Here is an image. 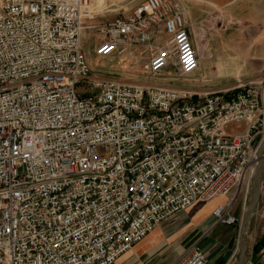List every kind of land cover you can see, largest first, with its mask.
I'll return each mask as SVG.
<instances>
[{"label":"built area","instance_id":"built-area-1","mask_svg":"<svg viewBox=\"0 0 264 264\" xmlns=\"http://www.w3.org/2000/svg\"><path fill=\"white\" fill-rule=\"evenodd\" d=\"M91 2L0 0V264H114L217 197L215 225H236L231 193L245 203L264 166L261 84H194L180 1L142 0L98 29L96 56L144 58L154 84L91 75ZM261 196L264 220V177ZM171 264L212 262L195 244Z\"/></svg>","mask_w":264,"mask_h":264},{"label":"crops","instance_id":"crops-1","mask_svg":"<svg viewBox=\"0 0 264 264\" xmlns=\"http://www.w3.org/2000/svg\"><path fill=\"white\" fill-rule=\"evenodd\" d=\"M178 1L184 7L187 29L199 57V70L194 75L196 84L223 87L221 81L225 78V71H237L238 77L243 75L241 71L264 68V61L259 62L255 57V54H264V0ZM232 195L244 205L242 192L235 190ZM227 198L217 197L193 204L185 213L156 226L114 264H146L156 256V264H171L195 244L212 264H238L242 246L240 239L246 256L244 264H264L263 219L260 218V234L254 230L256 239L254 237L250 243L243 239L249 224L244 229L243 225H215L212 211ZM261 199L260 185V203ZM200 207L205 208L202 215ZM235 216L239 219V215ZM219 226H224V231L227 228L226 236L221 238L222 234H219L203 243L208 234ZM228 252L231 255L225 260Z\"/></svg>","mask_w":264,"mask_h":264},{"label":"rangeland","instance_id":"rangeland-1","mask_svg":"<svg viewBox=\"0 0 264 264\" xmlns=\"http://www.w3.org/2000/svg\"><path fill=\"white\" fill-rule=\"evenodd\" d=\"M96 1V0H95ZM142 0H103L100 2V6H98L97 2H94L92 0L91 6L89 9L90 11L95 15L94 18L90 21H88L87 25L90 27L88 29H85L81 35V45L83 52L87 58V63L89 65V68L91 70V75L99 78H114L120 81H126V82H139V83H147V84H154L156 81L152 78L145 79L143 74V65L145 64L144 58L142 60H136L134 63H131L128 59L124 58L123 56H110V57H98L94 53V48L100 44L103 39L102 36L99 34V26L103 23L110 21L114 19L116 16L119 15H125L126 13L132 11L134 6L138 5ZM99 9V10H98ZM256 60L261 62L264 61V54H255ZM259 65V64H258ZM237 71H225L224 75L225 78L221 81L223 84V87H233L236 84H238V81H242L244 83L254 82L261 84V87L264 92V86L261 82L264 81V68L262 69H248L247 71H241L240 73H243L242 76L236 77ZM173 70L171 67H167L164 70V73H162V76L164 78L163 82H171L170 79L171 76H173ZM181 84L182 80H177ZM198 83L197 81H195ZM192 83V82H189ZM194 83V84H196ZM208 89H220L221 86H216L215 84H209L207 85ZM264 101V100H263ZM234 125H231L230 131L234 130ZM261 173H260V179L261 182L264 177V166L261 165ZM259 167V166H258ZM257 167V168H258ZM257 178L259 176L256 175ZM252 187L251 191L248 195V198L244 205H242V202L240 200L236 201L232 213L234 215H239V223L236 224V227H239L240 225H243V220L248 208V205L251 201L252 195L254 193V179L252 180ZM244 207V208H243ZM261 203L259 201L258 207L255 210V213L251 215L249 220V225L247 227L246 233L244 234L243 239H248L249 243L254 240V237L256 239V236H254V230L255 233L257 232V235L260 234L261 227H260V218L258 215V211H260ZM201 215L205 213V208L200 207L201 209ZM198 209V210H199ZM224 226H219L215 230L211 231L206 240H204L203 243L209 242L213 240L216 236L219 234H222L221 238H224L223 236H226V230L224 231ZM156 257L151 258L147 261L146 264H156Z\"/></svg>","mask_w":264,"mask_h":264},{"label":"water","instance_id":"water-1","mask_svg":"<svg viewBox=\"0 0 264 264\" xmlns=\"http://www.w3.org/2000/svg\"><path fill=\"white\" fill-rule=\"evenodd\" d=\"M262 169H263V167H262ZM253 179H254L255 191H254V193L252 195L251 201L249 203V206L247 208V211H246V214H245V217H244L243 229L249 224L250 217L253 214V212L255 211V209H256V207H257V205L259 203L261 179L257 178L255 175H254ZM240 241L242 243V246H241V254H240V257H239L238 264H244V262L246 260V256H245V253H244L243 240L240 239ZM230 255H231V252H228L224 259L226 260L227 257H229Z\"/></svg>","mask_w":264,"mask_h":264},{"label":"bare ground","instance_id":"bare-ground-1","mask_svg":"<svg viewBox=\"0 0 264 264\" xmlns=\"http://www.w3.org/2000/svg\"><path fill=\"white\" fill-rule=\"evenodd\" d=\"M93 1H94V2H97L98 6H100L99 4H100V2L103 1V0H96V1L93 0ZM90 6H91V5H90ZM89 10H91V9H89ZM98 10H99V9H98ZM261 83H262V85L264 86V81L261 82ZM263 142H264V141H263ZM261 165H262V164L259 165V167L257 168V172L255 173V176L257 175V176H259V178H260V176H261L260 173H261V170H262V169H261ZM259 172H260V173H259ZM254 191H255V189H254Z\"/></svg>","mask_w":264,"mask_h":264}]
</instances>
